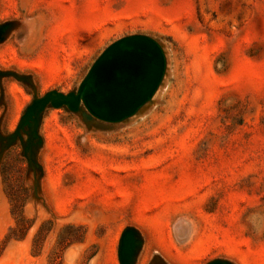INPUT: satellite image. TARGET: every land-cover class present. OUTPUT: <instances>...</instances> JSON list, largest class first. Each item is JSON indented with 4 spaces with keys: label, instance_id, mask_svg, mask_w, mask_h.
Returning <instances> with one entry per match:
<instances>
[{
    "label": "rangeland",
    "instance_id": "obj_1",
    "mask_svg": "<svg viewBox=\"0 0 264 264\" xmlns=\"http://www.w3.org/2000/svg\"><path fill=\"white\" fill-rule=\"evenodd\" d=\"M3 24L0 264H119L126 228L133 264H264V0H0ZM133 35L165 54L151 101L117 124L46 108L34 179L5 138Z\"/></svg>",
    "mask_w": 264,
    "mask_h": 264
},
{
    "label": "water",
    "instance_id": "obj_2",
    "mask_svg": "<svg viewBox=\"0 0 264 264\" xmlns=\"http://www.w3.org/2000/svg\"><path fill=\"white\" fill-rule=\"evenodd\" d=\"M11 24L0 26V41L11 29ZM166 58L162 47L154 39L144 35L124 37L108 46L94 61L75 93L61 94L50 91L41 98H34L25 109L16 129L5 138L8 147L17 140L23 144V155L35 179L36 163L34 149L41 144L38 128L46 108L65 107L72 113H82L86 120L95 119L108 124H117L132 117L151 101L163 81ZM18 76L0 72L3 76ZM81 111V110H80ZM35 192V186L33 193ZM181 221L175 226L177 227ZM140 245L134 229L123 230L119 240L117 258L119 264H133ZM207 264H231L213 260Z\"/></svg>",
    "mask_w": 264,
    "mask_h": 264
},
{
    "label": "trees",
    "instance_id": "obj_3",
    "mask_svg": "<svg viewBox=\"0 0 264 264\" xmlns=\"http://www.w3.org/2000/svg\"><path fill=\"white\" fill-rule=\"evenodd\" d=\"M14 214V210L12 208V215ZM48 222V221H47ZM27 225L26 228H22V230L20 229V225L19 224H24ZM32 225V221L28 220L25 218L24 216V212H23V205L20 206V216H19V220H17V224H16V228H10L9 229V232L8 234L6 235L5 239H4V242H9L10 240H21L24 238L27 230L31 227ZM44 224H42L38 230V233L35 235L34 239H33V244L35 243V240L39 234V232L41 231V228H43ZM20 230V231H23V234H19L18 235V232L17 231ZM44 238V237H43ZM34 255H37V254H34Z\"/></svg>",
    "mask_w": 264,
    "mask_h": 264
}]
</instances>
